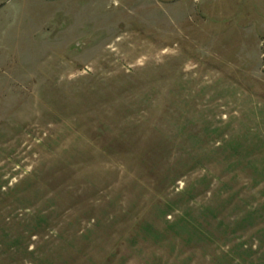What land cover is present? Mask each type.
Here are the masks:
<instances>
[{
	"label": "rangeland",
	"instance_id": "1",
	"mask_svg": "<svg viewBox=\"0 0 264 264\" xmlns=\"http://www.w3.org/2000/svg\"><path fill=\"white\" fill-rule=\"evenodd\" d=\"M0 264H264V0H0Z\"/></svg>",
	"mask_w": 264,
	"mask_h": 264
}]
</instances>
